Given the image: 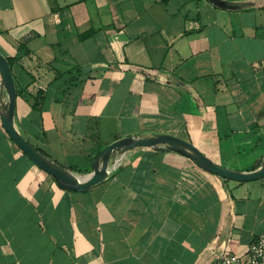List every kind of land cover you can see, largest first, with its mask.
Listing matches in <instances>:
<instances>
[{"label": "crops", "instance_id": "crops-1", "mask_svg": "<svg viewBox=\"0 0 264 264\" xmlns=\"http://www.w3.org/2000/svg\"><path fill=\"white\" fill-rule=\"evenodd\" d=\"M0 51L16 57V127L81 178L132 134H175L240 170L263 156L264 0H0ZM263 231L264 176L141 146L69 190L0 109V264H221Z\"/></svg>", "mask_w": 264, "mask_h": 264}, {"label": "water", "instance_id": "water-1", "mask_svg": "<svg viewBox=\"0 0 264 264\" xmlns=\"http://www.w3.org/2000/svg\"><path fill=\"white\" fill-rule=\"evenodd\" d=\"M0 73L2 86L6 92V100L1 97L0 109L3 127L14 143L39 167L51 174L61 186L69 190L86 191L103 181L112 173L110 168L113 158L122 152L135 147H154L162 150H174L188 158L202 169L218 176L236 181H251L264 176V153L259 165L252 170H240L220 164L205 154L193 142L175 134L158 132L152 135L132 134L118 138L104 146L93 162V171L85 178H81L70 168L58 163L44 154L30 142L16 127L15 110L17 87L13 68L8 57L0 51Z\"/></svg>", "mask_w": 264, "mask_h": 264}, {"label": "built area", "instance_id": "built-area-1", "mask_svg": "<svg viewBox=\"0 0 264 264\" xmlns=\"http://www.w3.org/2000/svg\"><path fill=\"white\" fill-rule=\"evenodd\" d=\"M125 155L126 152H122L113 158L111 170L118 168L123 163ZM244 260H246V264H264V231L248 245L244 255L228 253L222 258L221 264H240Z\"/></svg>", "mask_w": 264, "mask_h": 264}, {"label": "trees", "instance_id": "trees-1", "mask_svg": "<svg viewBox=\"0 0 264 264\" xmlns=\"http://www.w3.org/2000/svg\"><path fill=\"white\" fill-rule=\"evenodd\" d=\"M8 57V60H9V62H10V64H11V66H12V68H13V64H14V60L16 59V57H10V56H7ZM39 98H41V99H43V96H41V95H37V96H35V101L33 102V107L34 108H39V106H40V103H39V101H38V99ZM37 147V146H36ZM38 149H40L44 154H46V155H48L49 157H51L45 150H43L42 148H40V147H37ZM101 150V149H100ZM259 165V162H257L256 164H255V166H253L254 168L255 167H257Z\"/></svg>", "mask_w": 264, "mask_h": 264}]
</instances>
